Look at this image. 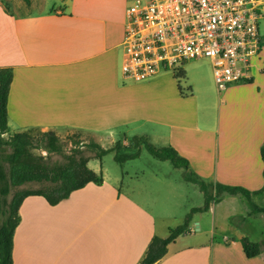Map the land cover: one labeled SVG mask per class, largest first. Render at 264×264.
Returning <instances> with one entry per match:
<instances>
[{"label":"crops","instance_id":"0c3cea01","mask_svg":"<svg viewBox=\"0 0 264 264\" xmlns=\"http://www.w3.org/2000/svg\"><path fill=\"white\" fill-rule=\"evenodd\" d=\"M44 1L31 0L40 12L21 13L0 0V69L14 75L5 140L52 132L60 140L89 136L111 149L145 137L175 148L208 183L250 191L264 187V96L252 91L256 78L230 86L218 109L214 101L202 109V87H188L183 96L173 77L144 83L123 77L126 8L118 10L114 0H62L66 8L44 10ZM207 78L216 92L213 66ZM155 160L122 178L102 166L94 170L103 174L102 186L91 183L57 206L43 197L27 198L15 233L14 264H140L154 237L170 236L163 214L187 209L185 185L173 179L177 168ZM206 213L212 221L195 214L190 230L156 264H264L262 250L247 258L240 240L251 236L231 225L233 217L248 216L245 206L240 214L212 203Z\"/></svg>","mask_w":264,"mask_h":264},{"label":"trees","instance_id":"16d2710c","mask_svg":"<svg viewBox=\"0 0 264 264\" xmlns=\"http://www.w3.org/2000/svg\"><path fill=\"white\" fill-rule=\"evenodd\" d=\"M22 1L27 6L31 5V0ZM13 77L12 69H0V150L3 151L6 147L11 150L10 154L0 156V264H14L15 233L21 224L20 208L24 201L29 197L38 196L45 198L51 206H57L68 200L74 192L84 189L91 183L102 186L103 174L90 169L89 163L92 159L102 161L110 153H115V160L122 165L137 159L142 148H145L157 160L170 161L175 168L183 169L185 180L199 186L205 197L204 205L192 209L183 224L170 229V236L167 239L153 238L140 264H156L161 261L168 253V246L190 230L193 216L208 212L211 204L220 202L223 194L244 196L251 207L249 215L264 214V206L254 202V198L264 197V187L258 191H250L243 187L208 183L191 169L190 162L180 156L175 148L158 147L145 137H133L130 149L134 151L131 154L121 153L124 148L121 141L113 148L105 149L94 140L85 143L77 135L71 137L72 149L65 153V145L52 132L45 133L41 138L21 133L10 140H5L3 135L8 130V102ZM185 77L184 69L174 74V78L178 80ZM179 89L183 96L186 95L180 85ZM36 150H43L48 155H62L63 160L52 162L47 156L36 154ZM261 158L264 162V143L261 147ZM29 184H38L40 187L23 188ZM240 243L247 258L252 259L261 255L262 248L259 242L244 236Z\"/></svg>","mask_w":264,"mask_h":264},{"label":"built area","instance_id":"2783aa9c","mask_svg":"<svg viewBox=\"0 0 264 264\" xmlns=\"http://www.w3.org/2000/svg\"><path fill=\"white\" fill-rule=\"evenodd\" d=\"M264 0H133L127 10L121 72L144 83L189 61L210 60L217 89L264 73L259 22Z\"/></svg>","mask_w":264,"mask_h":264},{"label":"rangeland","instance_id":"374dc122","mask_svg":"<svg viewBox=\"0 0 264 264\" xmlns=\"http://www.w3.org/2000/svg\"><path fill=\"white\" fill-rule=\"evenodd\" d=\"M2 1L5 3L7 9L16 12L29 13L30 11H32L33 13H37L42 10V7L40 5H36L32 9L31 6H27L22 0H2ZM33 1L35 4L36 2L39 3V0H33ZM113 3L116 5V8L118 10H121L123 8H126V10H128V8L132 5L133 0H114ZM59 7L66 8L65 5H63L62 0H45L43 3L44 10H52L54 8H59ZM259 25H260V33L264 39V18L260 20ZM211 64L212 63L210 60L189 61L183 65V68L186 71L185 78L178 80L174 78V74L171 71L163 73L160 77L162 76H166L168 78L173 77L174 79L177 80L176 82L177 86L180 85L185 92L186 89H188V87H192V86L194 88L202 87L204 93L202 94V96L199 95L201 98L200 102L202 109L205 107V105L211 104L213 101L216 108L218 109L220 106V102L224 100L225 95L224 93L222 95L217 93V86L215 81H214V87L216 92H214L211 86L212 84L209 82L207 78V72L209 70V66L212 67ZM261 64H264V47L261 54ZM258 77L262 80L261 83L258 82ZM255 78L257 80L256 83L257 88L256 90H252V91L253 93L256 94L260 93L259 95L264 96V73L263 74L255 73L254 80ZM237 85L239 86V85H247V84H237ZM149 130L150 128H146L143 131H141L142 135L146 136V132ZM79 137L85 143H89L90 141L93 140L89 136H87L84 139L81 136ZM61 141L65 145L64 152L69 153L72 149L71 137L69 136L66 138H62ZM106 144L107 143H105V148L107 149L110 148ZM130 144L131 142L126 144L127 145L125 146L126 148H123L121 150V153L128 154L134 151L130 149ZM10 153L11 150L8 147H6L3 151L0 150V156H4L6 154L8 155ZM35 153L38 155L47 156L52 162L63 160L62 155H57V154L48 155V153L43 150H36ZM155 159L156 158H154L145 148H142L140 156L137 159L127 162L125 168H123V166L115 160V153L108 154L103 158L102 161L98 159H92L90 161L89 168L94 171V170H98V168H101L103 166V168L107 170V173L110 176L122 178L124 172H129L130 174H134L140 168L146 169L147 160L156 161ZM167 163L172 169H175L170 161H168ZM173 179L176 180L177 182L180 180L184 183L185 187L183 189L186 195L188 196L186 197V202H187L186 210L180 208H176V209L171 208L170 211H168L169 213L163 214L167 218L164 223L167 224L170 228H176L181 224H183L186 215L189 214L192 209L202 207L205 203V197L204 194H201L202 192L200 187L195 184H189L186 182L184 178L183 169H177L176 172H174ZM39 187L40 186L38 184H29L24 186L23 188L37 189ZM159 191H160V195H162L163 197L167 196V192L164 186L161 185ZM221 201H223V203ZM254 202L257 203L259 206H264V197L254 198ZM220 204L221 205L223 204L224 208H227L230 211L232 210L240 214L243 212V208L245 206V208L248 211V216L245 219L243 217H233V219H231V225L232 226L239 225L240 227L244 228L243 230L245 231V234L251 236L250 239L252 241H260L261 248L264 253V214L249 215L251 213V207L247 202L246 198L242 195H238L236 197H233L231 195H226L225 198L221 196L220 202H217V204L214 203V205H218L219 207H221ZM194 217L199 220L201 219V221L204 223H210L212 221V215L206 212L200 214L198 213ZM219 217L220 216L218 215V221H219Z\"/></svg>","mask_w":264,"mask_h":264}]
</instances>
